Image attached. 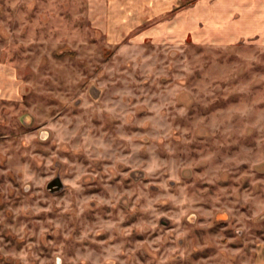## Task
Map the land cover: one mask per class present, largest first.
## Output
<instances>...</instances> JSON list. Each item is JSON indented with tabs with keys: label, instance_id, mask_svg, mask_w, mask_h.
I'll return each mask as SVG.
<instances>
[{
	"label": "rangeland",
	"instance_id": "obj_1",
	"mask_svg": "<svg viewBox=\"0 0 264 264\" xmlns=\"http://www.w3.org/2000/svg\"><path fill=\"white\" fill-rule=\"evenodd\" d=\"M88 6L0 0V264H264V41Z\"/></svg>",
	"mask_w": 264,
	"mask_h": 264
},
{
	"label": "crops",
	"instance_id": "obj_2",
	"mask_svg": "<svg viewBox=\"0 0 264 264\" xmlns=\"http://www.w3.org/2000/svg\"><path fill=\"white\" fill-rule=\"evenodd\" d=\"M88 16L111 42L264 41V0H89Z\"/></svg>",
	"mask_w": 264,
	"mask_h": 264
},
{
	"label": "flooded vegetation",
	"instance_id": "obj_3",
	"mask_svg": "<svg viewBox=\"0 0 264 264\" xmlns=\"http://www.w3.org/2000/svg\"><path fill=\"white\" fill-rule=\"evenodd\" d=\"M62 186H63V183L58 178H53L52 180H50L47 183V187L50 188L51 190H57V189L61 188ZM59 259H60V257L58 258V260ZM60 264H62V263H60Z\"/></svg>",
	"mask_w": 264,
	"mask_h": 264
}]
</instances>
